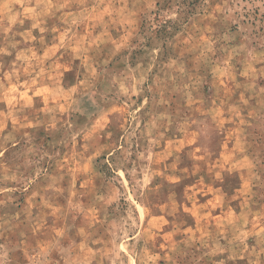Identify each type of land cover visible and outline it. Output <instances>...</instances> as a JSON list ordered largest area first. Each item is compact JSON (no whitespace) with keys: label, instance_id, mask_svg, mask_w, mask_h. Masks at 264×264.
Segmentation results:
<instances>
[{"label":"rangeland","instance_id":"obj_1","mask_svg":"<svg viewBox=\"0 0 264 264\" xmlns=\"http://www.w3.org/2000/svg\"><path fill=\"white\" fill-rule=\"evenodd\" d=\"M179 4L0 0V264H264V0Z\"/></svg>","mask_w":264,"mask_h":264},{"label":"trees","instance_id":"obj_2","mask_svg":"<svg viewBox=\"0 0 264 264\" xmlns=\"http://www.w3.org/2000/svg\"><path fill=\"white\" fill-rule=\"evenodd\" d=\"M180 12L184 18L197 12L203 5V0H180Z\"/></svg>","mask_w":264,"mask_h":264},{"label":"crops","instance_id":"obj_3","mask_svg":"<svg viewBox=\"0 0 264 264\" xmlns=\"http://www.w3.org/2000/svg\"><path fill=\"white\" fill-rule=\"evenodd\" d=\"M3 2V1H2ZM1 2V6L3 5V3Z\"/></svg>","mask_w":264,"mask_h":264}]
</instances>
